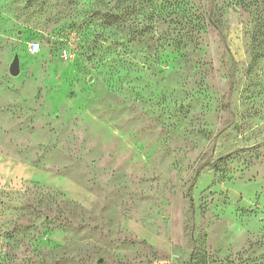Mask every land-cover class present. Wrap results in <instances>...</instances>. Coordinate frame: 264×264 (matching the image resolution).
<instances>
[{
	"label": "rangeland",
	"instance_id": "obj_1",
	"mask_svg": "<svg viewBox=\"0 0 264 264\" xmlns=\"http://www.w3.org/2000/svg\"><path fill=\"white\" fill-rule=\"evenodd\" d=\"M36 3L0 0V264H264V0Z\"/></svg>",
	"mask_w": 264,
	"mask_h": 264
},
{
	"label": "trees",
	"instance_id": "obj_2",
	"mask_svg": "<svg viewBox=\"0 0 264 264\" xmlns=\"http://www.w3.org/2000/svg\"><path fill=\"white\" fill-rule=\"evenodd\" d=\"M52 0H25V3H27L28 5H30L31 2L35 3L37 2L36 4H39V5H47L48 3H51ZM57 3L59 2L60 4H56V6H62L64 8H66V10H68V6L70 5H74L78 0H56ZM124 1H130V0H124ZM117 18L118 16L114 15V14H109V13H105L103 14L102 16V20H103V25L107 28H114L117 25ZM157 41H154L153 43V46L154 44H156ZM142 45L146 48V49H149L150 48V43H152V39H147L146 41L144 42H141ZM199 173H200V169H197L193 178L191 179L190 183H189V186L187 188V195L190 196V191L195 183V181L197 180V177L199 176ZM190 200H191V197H190Z\"/></svg>",
	"mask_w": 264,
	"mask_h": 264
},
{
	"label": "water",
	"instance_id": "obj_3",
	"mask_svg": "<svg viewBox=\"0 0 264 264\" xmlns=\"http://www.w3.org/2000/svg\"><path fill=\"white\" fill-rule=\"evenodd\" d=\"M8 72L11 75H17L19 72V59L18 56L15 55L12 59V61L10 62L9 66H8Z\"/></svg>",
	"mask_w": 264,
	"mask_h": 264
},
{
	"label": "built area",
	"instance_id": "obj_4",
	"mask_svg": "<svg viewBox=\"0 0 264 264\" xmlns=\"http://www.w3.org/2000/svg\"><path fill=\"white\" fill-rule=\"evenodd\" d=\"M28 49L32 53L36 52L38 50L37 44L34 42L30 43Z\"/></svg>",
	"mask_w": 264,
	"mask_h": 264
}]
</instances>
